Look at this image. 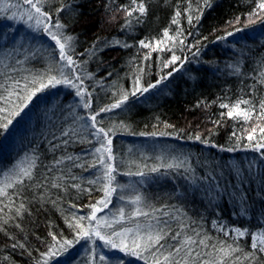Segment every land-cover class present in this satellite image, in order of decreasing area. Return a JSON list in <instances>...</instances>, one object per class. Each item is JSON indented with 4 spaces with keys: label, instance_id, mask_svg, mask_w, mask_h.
<instances>
[{
    "label": "trees",
    "instance_id": "trees-1",
    "mask_svg": "<svg viewBox=\"0 0 264 264\" xmlns=\"http://www.w3.org/2000/svg\"><path fill=\"white\" fill-rule=\"evenodd\" d=\"M144 3L146 15L137 11L131 17L127 11L137 7L132 0H46L40 5L51 18L46 22L52 31L59 21L64 25L59 31L73 37V59L89 76L82 84L74 82L90 94L84 99L91 100V107L84 108L75 88L61 84L38 93L7 129L0 127V187L14 184L7 197H0V264H43L53 235L60 242H76L57 251L48 264H153L148 253L138 258L95 236L77 241L79 229L69 227V221L87 217L88 206L104 198L103 168L98 163L90 167L100 144L87 118L96 113L97 126L112 130L116 169V191L108 207L97 213L98 219L112 223L100 229L102 234L119 243L113 231L163 230L164 247L153 249L158 256L191 237L206 239L208 247L193 244L192 257L182 251L175 259H187L188 264H264V253L251 249V235L264 232V149L248 147L264 136L259 131L264 119L255 118L264 100V13L249 20L257 0H209L207 8L203 0ZM58 8L63 10L57 13ZM0 9H5L0 11V96L17 81L23 87L33 77L58 75L49 73L62 67L55 42L43 26L21 15L29 6L23 0H0ZM177 11L181 15L174 24ZM13 13L16 19H8ZM189 15L201 19L190 24ZM178 28L183 45L177 40L172 47L168 40L164 51H153L145 59L151 50L141 48L139 41L164 39L165 29L176 36ZM172 54L180 59L165 68ZM63 71L72 74L70 68ZM137 76L145 87L160 83L132 96ZM125 92L129 98L120 108L99 111ZM240 99L250 101L242 109L256 108L247 123L230 119L228 109L220 107ZM5 116L0 113V122ZM254 126L255 138L249 142ZM21 168L29 169L32 178L15 184ZM81 224L95 227L96 221ZM237 229L246 230L245 235L239 237ZM98 245L104 248L103 261L94 249ZM228 246L240 251L224 256L220 249Z\"/></svg>",
    "mask_w": 264,
    "mask_h": 264
},
{
    "label": "snow or ice",
    "instance_id": "snow-or-ice-1",
    "mask_svg": "<svg viewBox=\"0 0 264 264\" xmlns=\"http://www.w3.org/2000/svg\"><path fill=\"white\" fill-rule=\"evenodd\" d=\"M23 2L29 6L30 10H27L21 15L27 16L28 20H34L35 26L40 27L43 26L44 33L51 38L55 42L56 47L59 50V58L62 62V67L60 68H50L49 73L58 72V75L54 74H44L39 77H33V79L26 83L23 87L20 86L19 82L17 81L13 87L6 88L5 92L6 95L0 96V104H3V107H0V113L6 114L5 119L3 122H0V127L7 129L9 125L12 124L13 120L20 116V114L24 111L25 108L28 107L29 102L33 100L34 97L37 96L38 93L44 91L47 88H55L57 85L63 84L64 86L72 87L76 89V95L81 98L83 101V106L85 109L91 107V100H85V95H89L85 92V89L80 86V84L75 83L74 81L83 82V79L89 78L87 73H84L83 70L80 68V65L77 63L76 60L73 59L72 55V40L73 37L67 36L63 34V32L59 31L64 27L59 21H57L53 27L57 29L56 32L52 31L49 27V23L46 21H50V17L48 14L41 10L42 4L46 3V0H23ZM133 4H136L137 7L127 11V15L129 17L132 16L133 12H139L140 16H144L147 13L146 6L144 0H132ZM203 5L205 8L210 7L209 0H203ZM5 9H0V11H4ZM63 9L58 8L57 13L61 12ZM264 13V0H257L256 3V10L249 14V20L252 21V17H260V14ZM181 13L177 11L175 16L172 19V23L178 24L177 17H179ZM8 19H16V13L7 17ZM137 22H139V17L136 18ZM196 20L197 22L200 21V15H189L188 22L191 24L192 21ZM239 21V17H237V22ZM231 23V22H229ZM130 21H126V25H129ZM241 29H236V31H240ZM182 35V31L178 28L176 36H170L169 31L165 29L163 31V38L164 39H156L153 42H148L145 40L139 41V45L141 48H148L151 51L145 55V59L151 58V52L153 51H164L167 47L166 41H172V47H175V42L179 40L181 45L184 44L183 39H179ZM228 36L233 35V32H228ZM127 46V45H125ZM168 51H171V48H167ZM87 51V50H86ZM83 55V54H81ZM180 58L177 57L175 54H172L170 59L164 62V67L167 68L172 64H175L177 60ZM67 67L72 70L71 76L66 75L63 71V68ZM171 75V72L168 73ZM167 76L162 77V79H166ZM160 81L157 80L154 84H149L147 87L141 85L140 78L137 76L134 84V90L131 92L132 96H135L137 93L143 95L144 93L148 92L150 88H155ZM129 98V93H123L119 99H117L114 103L110 106H106L105 108H101L100 112L111 111L112 109L120 108ZM241 105H250L249 100L240 99L234 105L228 104H221V108L228 109L227 116L232 119L235 117L242 118L245 123L253 118L254 112H256L255 106H250L248 108H241ZM97 115L99 113L90 115L87 119L92 121L91 128L95 129V132L92 133L93 136H96L97 141L99 142L100 146L95 148L96 160L90 167H96L98 163L101 168H103V180L104 183L102 185L101 190L104 193V198L98 200L95 205H89L88 207L91 208V213L87 217L80 216L76 218V222L73 223L69 221V227L75 229H79L76 232V239H87L91 240L94 236L98 239L102 240L106 246H110L112 248H118L121 252H127L130 255L137 256L138 258H143L144 253H148L153 261V264H188L187 259L178 260L175 259V256H178L182 251L184 252L185 257H192V253L194 249L191 248V245L198 244L203 247H208L206 243V239H199L194 240L191 237L185 238L181 246L175 247L174 251L169 252L167 255H163L162 253L158 256L156 252L159 251L160 248H163L164 245L161 244V241L165 239L167 233L163 230H148L144 233H141L138 229L134 230L132 228H125L120 232L113 231L111 235L116 236L119 239V243L111 238L109 235H104L101 233L100 229L104 226L111 227L112 223L108 222L107 220L101 221L97 217L98 212H102L104 208L108 207V204L111 202L110 198L112 194L116 191V189L112 186V182L115 179L113 173L115 172V168L113 167L112 161L114 157L112 155V140L109 138V132L112 130L109 129L108 131H104L103 129L97 126ZM257 120L264 119V100H262L259 104V113L255 117ZM257 131V126L251 128V132L247 135V140L249 142L254 140V133ZM259 131L264 133V127H259ZM67 135V133H65ZM101 136L103 139H101ZM197 140L200 139L199 136L196 137ZM239 139V138H238ZM106 141V143H105ZM248 147L254 148L255 151H261L264 149V136L260 137V140L252 145L249 143ZM231 151V149H229ZM34 167V165H33ZM168 167H173V165H168ZM152 171H157V169L153 168ZM137 175H143L142 172L136 173ZM32 172L29 169L21 168L19 174L15 179V184H23L24 179H31ZM99 179V177H98ZM90 183H94V181H90ZM55 187V185H53ZM13 183H6L3 187H0V197H7L9 195L7 189L13 188ZM74 187L79 189V185H74ZM87 191V189H85ZM139 201V197H137L136 201L133 203H137ZM24 205H20V209H23ZM20 209L17 210V214H19ZM136 214H142L147 216V213H140L139 211ZM121 219L124 218V213L121 211L120 213ZM87 219L89 224L91 222L96 221L95 227H88L85 228L82 226L81 222ZM118 223L119 221H113ZM246 231V230H245ZM245 231H241L239 229L236 230L237 235L239 237H243L245 235ZM227 235V233H225ZM51 235V234H50ZM178 235V234H177ZM172 239H176V235L172 237ZM53 245L49 247V251L45 254H42L45 259L43 260V264H48L49 258L53 257L57 251H64L66 248L72 246V244L76 241L72 240H64L60 242L57 240L55 235L52 236ZM251 249L254 252L264 253V232H262L259 236L251 235ZM59 244V249L56 248V245ZM15 246V245H14ZM215 247V245H213ZM156 250V252L153 251ZM220 251L227 256L229 251H240L239 248H232V246H228V249L221 248ZM199 255V254H197ZM195 258V257H193ZM245 259H248L245 256ZM100 260H104V257L101 256ZM145 264H148L147 260ZM202 264H209V262L204 261ZM216 264H223V261H216Z\"/></svg>",
    "mask_w": 264,
    "mask_h": 264
},
{
    "label": "rangeland",
    "instance_id": "rangeland-1",
    "mask_svg": "<svg viewBox=\"0 0 264 264\" xmlns=\"http://www.w3.org/2000/svg\"><path fill=\"white\" fill-rule=\"evenodd\" d=\"M94 249H95V252H96V255L98 256V258H100L101 256H104V248H102L98 245Z\"/></svg>",
    "mask_w": 264,
    "mask_h": 264
}]
</instances>
